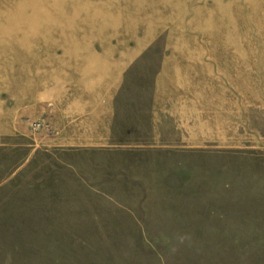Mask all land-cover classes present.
Returning a JSON list of instances; mask_svg holds the SVG:
<instances>
[{
  "label": "rangeland",
  "instance_id": "rangeland-1",
  "mask_svg": "<svg viewBox=\"0 0 264 264\" xmlns=\"http://www.w3.org/2000/svg\"><path fill=\"white\" fill-rule=\"evenodd\" d=\"M158 69L178 112L151 136L110 102ZM11 133L56 165L42 210L0 202V264H264V0H0Z\"/></svg>",
  "mask_w": 264,
  "mask_h": 264
},
{
  "label": "crops",
  "instance_id": "crops-1",
  "mask_svg": "<svg viewBox=\"0 0 264 264\" xmlns=\"http://www.w3.org/2000/svg\"><path fill=\"white\" fill-rule=\"evenodd\" d=\"M153 48H146V52L140 53V57L133 58L130 63L134 67H142V65L152 64L153 66H166L169 64V58H161L157 62L155 58H149L148 55H159L162 53L154 52ZM127 68V67H126ZM133 73L131 70H124V77L129 76ZM133 75V74H132ZM163 70L158 69L156 74L153 75V86L151 99L146 101L142 99L138 102L137 89H128L127 92H131L130 98H124L122 87L120 85L117 92L113 95L111 100V107L117 111L121 108L126 109L125 111L131 114H147L150 119L151 136L160 135V121L163 119H170V116L175 118L177 111V102L173 96H160L161 78ZM144 78V77H143ZM146 78V77H145ZM144 78V79H145ZM125 78H123L124 80ZM164 85V83H163ZM134 90V91H129ZM127 96V95H126ZM145 100V101H144ZM182 102V99L181 101ZM124 112V111H123ZM9 138H0V202L8 200L10 192L20 190L22 193L18 194L16 198L24 200L22 203L23 208L30 213L32 210H26L27 208L36 209L34 211L42 210L43 205L40 200H43L42 186L47 184V168L55 167V155L54 158H48L41 155L36 145L32 144L31 141H26L28 133H11L8 134ZM17 137H24V140L17 141ZM15 138V139H14ZM122 144L118 145L120 147ZM49 148L40 149L41 152H52ZM25 152V153H24ZM57 158V157H56ZM53 164V165H52ZM58 167V166H57ZM61 168V166H59ZM72 167V166H70ZM49 170V169H48ZM69 172L73 174V167L69 169ZM32 173H37L40 178H32ZM43 174V176H42ZM31 176V177H30ZM42 176V177H41ZM58 178L55 177L56 183ZM53 181V179H52ZM24 198V199H23ZM1 216L7 217L8 214L13 213L7 208V204L0 205ZM6 224V223H5Z\"/></svg>",
  "mask_w": 264,
  "mask_h": 264
}]
</instances>
